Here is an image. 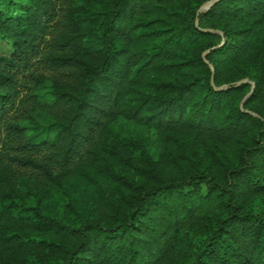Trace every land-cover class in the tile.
I'll return each mask as SVG.
<instances>
[{
    "label": "trees",
    "instance_id": "1",
    "mask_svg": "<svg viewBox=\"0 0 264 264\" xmlns=\"http://www.w3.org/2000/svg\"><path fill=\"white\" fill-rule=\"evenodd\" d=\"M5 1L17 3L0 0V264H264V67L211 84L239 44L254 41L264 66V0L203 15H175L185 0H25L14 16ZM203 17L245 40L216 42ZM118 118L193 147L164 133L177 154L156 156L109 132ZM73 173L89 210L44 211Z\"/></svg>",
    "mask_w": 264,
    "mask_h": 264
},
{
    "label": "rangeland",
    "instance_id": "2",
    "mask_svg": "<svg viewBox=\"0 0 264 264\" xmlns=\"http://www.w3.org/2000/svg\"><path fill=\"white\" fill-rule=\"evenodd\" d=\"M14 1H16L17 3L12 5L8 4L7 1H5V3L3 2V4L1 5L3 13L8 14L10 16L21 14L22 11L20 4L25 0ZM215 2L216 0H203V2L202 0H185L183 4H181L175 9L174 12L175 15H181L184 10H187L191 6L196 9L197 15H203ZM180 18L181 17L172 16L171 21L177 22ZM202 20V25H199L198 20H196V26L202 31L212 32L216 35H219V38H217L216 42L219 41L220 44L226 42L233 48L236 42L240 43L245 40V36L239 31V29H235V34L232 33L226 35L224 33V29L222 27L221 29L220 26L226 24V20L218 21V26H213V24L215 25L217 22L212 23L211 21H209V17H203ZM237 24L240 25V27H246L245 24ZM256 27L257 30L260 25H257ZM148 30H152V27L148 28ZM159 30H162L161 27L157 29V33H155L154 36V42H157V44L160 42L162 36H166L162 35L161 33H158ZM253 43L254 41H251L249 43V47H247L246 45L241 47V45L239 44L236 51L233 49L226 57H222L223 61L221 62V76H219L220 78L218 77L216 83L214 80H211V84L214 86L215 89L222 90L227 87V84L220 82H222L221 79L226 78V76L232 70L234 71L236 69L242 68L247 72H250L251 75L259 74L261 72L262 68L264 67L262 66V58L261 56L253 54ZM10 51L11 42L8 39H4L2 38V36H0V54H6ZM204 54L205 53L202 54L203 60H205ZM225 58L227 59L226 61ZM211 67L212 66L210 64V68ZM250 84L253 86L252 81L250 82ZM251 92L252 88H249V90H247V92L241 97L239 105L242 108L244 107V103L249 98ZM252 106L254 105L252 104ZM252 115L255 116V114ZM109 127V132H111L113 135H116L117 137L140 140L147 147L148 151L156 156L157 152L162 149L171 151V153L173 154H177V151L172 148L171 143L163 144L162 136L164 135V133L171 135L176 140L184 141L187 146H190V148L193 147V140L190 141L184 136H178L171 132L157 133L151 128H141L140 126H137L132 120L125 118L116 119L110 124ZM71 177L70 179H66L60 185L52 184L50 186V188L48 189L47 196L45 197L41 205L44 211H47L48 213L54 214L55 216L62 218V216L68 215V211L65 207L70 200L74 203V206L76 208H80L83 210L86 207V210L84 212H87L89 210V205L87 204V206H84L83 204L84 201L89 202V198L85 196L86 192L84 191V186H80L78 185V183L76 185L74 183L77 180V175L75 173H73ZM35 202V199L31 201V203L33 204Z\"/></svg>",
    "mask_w": 264,
    "mask_h": 264
}]
</instances>
